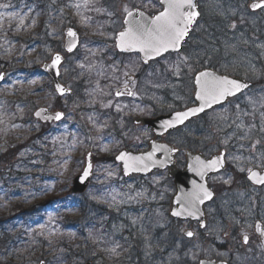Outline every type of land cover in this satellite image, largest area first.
<instances>
[{
    "label": "flooded vegetation",
    "instance_id": "af4514ba",
    "mask_svg": "<svg viewBox=\"0 0 264 264\" xmlns=\"http://www.w3.org/2000/svg\"><path fill=\"white\" fill-rule=\"evenodd\" d=\"M227 2L45 0V35L59 25L61 45L67 29L82 39L81 51L64 63L70 75L64 69L63 76L86 85L78 87L79 93L91 94L90 121L78 126V138L115 139L116 154L123 149L151 152L164 165L151 174L158 182L146 188L147 197L155 200L126 205L129 218L130 212L138 214L139 222L116 221L124 228L119 233L135 239L124 256L129 264H264V184L250 180L253 173H264V117L241 103L249 93L256 100L264 95V72L251 78L238 57L227 55L230 41L244 37L250 41L239 46V53H250L251 43L264 39V29L257 13L250 14L256 23L232 28ZM232 10L240 16V9ZM180 39L179 52L154 55L153 47L161 51ZM207 71L217 73L219 83L220 77H239L255 80L254 87L184 124L158 122L198 106L199 92L217 84L196 80ZM123 88H129L130 96L117 97ZM220 93L226 94L222 84ZM190 158L213 161L210 192L204 195L200 184L180 185L170 178L184 172ZM194 204L204 208L206 229L199 220L171 216L173 208ZM147 240L151 250L145 248Z\"/></svg>",
    "mask_w": 264,
    "mask_h": 264
},
{
    "label": "rangeland",
    "instance_id": "374dc122",
    "mask_svg": "<svg viewBox=\"0 0 264 264\" xmlns=\"http://www.w3.org/2000/svg\"><path fill=\"white\" fill-rule=\"evenodd\" d=\"M4 1L5 0H0V73L6 72L4 81L0 83V150L5 149L9 144H13L14 147L20 146L22 148L17 153L16 157L9 163L10 165H8V167L7 165H0V171L6 169V167L10 169L7 172L0 173V212L9 210L11 208V203L20 201L26 203V205L33 206L41 202L44 203L52 196H61L63 192L70 189L74 177L81 172L85 154L89 150L88 147L90 146L98 151L96 148V140H92L91 138L81 143H71L68 140V127L72 122L78 123L77 126H80L83 123H87V120L79 116L77 106L74 104L71 105L70 100L65 98L62 99L61 103L67 105L69 118L65 127L62 128L58 126V129H65L66 135L61 134L55 137V141L63 140L65 143L50 142L55 148L58 144H62L63 146L60 148V153L48 154V160L58 158L60 154V157L63 155L62 158H64V161H61V165H58V163L52 165L49 161H45L43 157L41 158V155L36 156V154L32 152L31 144L33 136L35 138V134L40 130V124L29 121V118L32 116V111L29 108L30 106L22 105L9 107V101L11 100L16 102L21 97L23 100H27L26 97L18 96L17 94V86L21 89H26L28 87V83L24 81V77H17V69L24 67V62H22L21 66H10L12 65L11 60L13 56H15V52V59L21 60L23 51L17 49V46L7 49V36L3 34L5 21H7L11 27L14 26L17 30L22 28L23 31V25L27 23V18H24L19 12H10V8ZM248 3V0H237V2L227 4L228 20L232 21L237 17V13L232 9L240 8L241 11L238 12L241 13L239 16L241 20L237 21L235 24L230 23L232 28L236 27L235 25L241 23L245 24L252 20L251 17L246 18L250 15ZM258 16L262 19L260 22L264 29V11L259 13ZM254 23H256V21H254ZM57 28L59 29V25L51 26L50 29L53 35L58 34ZM246 38L248 37H244L239 42L246 41ZM54 39L59 40L60 37L58 36ZM254 42L256 43H253L252 54L240 55L238 53L239 46L228 47V55L238 57V62H240L244 68L242 71L246 72L251 78H254L255 73L264 72V39L254 40ZM36 53L37 52L34 54ZM26 59L32 62V54H29ZM63 69L69 74V67H64ZM66 81L69 86H71L70 80L66 79ZM42 83L43 81H38V85ZM252 94L255 93H249L241 103L250 105L251 112L254 116L264 117V95L261 96L259 100H256L252 97ZM56 98L54 93L51 94L46 90H41L33 96L37 107L42 106L47 108H54ZM260 119L262 118L260 117ZM108 142L113 144L115 141L109 140ZM114 148L115 145H110L104 150L111 151ZM98 153L103 155L100 151H98ZM95 173L96 177L92 188L84 196L76 197L77 201L82 200L84 207L89 206L90 209L88 211L92 213H82L79 206H65L67 213L70 214L69 216L79 221L78 226L83 231L84 236L73 237L72 234L70 238L68 237L69 239H67L66 242H58L55 246L50 244L46 246L43 241L39 242L36 248L42 251L43 257L49 260L48 264H60L58 256L69 254L68 247H74L77 249L76 252L81 250L82 254L85 256V258H80L81 260L78 261V264H85L88 261L93 262V264H117V258L121 259V264H129L127 259H122L133 250L132 246L135 244V239L130 236H125L123 238V241L129 243V249L125 251H120L121 243H116L113 248L106 249L107 247L100 245V242L98 244L95 243L96 237L95 234H93L95 229L93 228L96 226V228L102 231L107 226L112 229V233L115 232L118 234L122 232L124 230L122 223L118 226L116 221L108 224L111 217L123 216L126 219L128 218L129 212H127L124 207L128 205V203L139 206L141 202L155 200L154 198L147 197L145 193L147 188L146 185L149 183H157L158 180L154 176L148 180L124 181L119 177L118 169L113 167L112 163L106 164L104 161L100 166L95 167ZM93 202L107 208L105 216L100 218L97 217V212L92 208ZM53 205L50 214L52 217H58L61 215L63 208L60 207V203L58 206L57 202ZM109 211L111 214H108ZM129 219L131 224L136 225L139 222V215L130 212ZM63 243L64 247L59 248L60 244L62 246ZM136 244H138L137 241ZM44 246H46V248L42 249ZM145 248L151 250V243L148 240ZM98 254H101V257H99ZM37 263L38 262L31 264Z\"/></svg>",
    "mask_w": 264,
    "mask_h": 264
},
{
    "label": "trees",
    "instance_id": "16d2710c",
    "mask_svg": "<svg viewBox=\"0 0 264 264\" xmlns=\"http://www.w3.org/2000/svg\"><path fill=\"white\" fill-rule=\"evenodd\" d=\"M4 2L10 8V12H20L22 10L25 13L28 5L34 1L31 3L30 0H5ZM8 25V22H6L3 27V31L7 32L9 36L8 44L22 42L23 39L13 36V33L22 32V38H25L26 27L22 31V28L15 30L8 27ZM23 43L25 42L23 41ZM39 136L42 135L40 134ZM32 147L34 154L41 155V158L43 157L45 161H49L53 165L55 161L53 159L48 160V154L55 151H52L51 144L40 143L38 146L33 143ZM21 148L20 146L14 147L13 144H9L5 149L0 150V165H7L8 167ZM7 167L4 169L5 171L10 170ZM62 195H66V200H60L61 205L79 206L82 213H86V210L80 207L79 202L75 199L68 198L69 200H67V197L70 196L69 192ZM56 200L58 202L59 198L51 197L44 203L41 202L33 206L19 201L11 203L9 210L0 212V257L4 260L2 264H31L43 259L42 251L36 248L38 240H44L55 245L57 241L66 242L72 234L73 237L84 236L83 231L78 226V220L69 217L66 209L63 210L62 215L58 218H53L48 214L47 208ZM63 247L64 243L60 248ZM44 248L46 247L42 249ZM76 250L74 247H68L69 254L58 256L60 264H78V261L85 258L81 250V252H76ZM79 252L80 254L78 255Z\"/></svg>",
    "mask_w": 264,
    "mask_h": 264
},
{
    "label": "water",
    "instance_id": "95a60500",
    "mask_svg": "<svg viewBox=\"0 0 264 264\" xmlns=\"http://www.w3.org/2000/svg\"><path fill=\"white\" fill-rule=\"evenodd\" d=\"M264 7V3L263 2H254L251 4L250 8L252 10H259L261 8ZM58 62H56L57 64ZM4 75L1 76L0 78V82L3 81ZM54 81V85L55 88L57 90V92L59 93L60 96H63L65 94H70L69 91H67L64 87H62L58 81V79H53ZM245 86H233L231 87L233 89V91L235 92L234 94L240 92L241 88H245ZM234 94H229L226 93V95H222L223 101L230 98L231 96H233ZM218 101H211L210 105L208 106H213L215 104H218ZM203 104H209L207 100H200V107L203 106ZM207 106V105H206ZM194 111V110H193ZM188 114V112H186L184 115ZM35 118L40 120L43 123H53V122H60L64 119V114L62 113H56V114H51L49 113L48 110L46 109H39L37 110V112L35 113ZM118 162L122 163V169H123V174L126 177L132 176L134 174H142L144 176H147L149 173H151L155 167L149 168V164L145 163V160H140L136 157L133 156H128L125 152H123L122 154H120L117 158ZM92 155L88 154L87 158H86V167L83 170V172L77 176V178L74 181V186L71 189L72 193H84L85 190L87 189V187L89 186L91 179H92V171H93V167H92ZM195 169H199L201 171L200 174H198L197 176L192 173L193 170ZM173 177H176L179 180V184L180 185H184L187 183V180L185 179V177H197L199 178L198 182L201 184H206V178L207 173L205 172V167L202 164H199L197 166H195V164H192L191 166H188L187 172L186 174H174L172 175ZM264 178V177H262ZM197 209H201V208H197ZM195 210V208H194ZM173 214V213H172ZM205 226V225H204ZM205 228V227H203ZM40 264H46L45 262H41ZM87 264H92V263H87Z\"/></svg>",
    "mask_w": 264,
    "mask_h": 264
}]
</instances>
